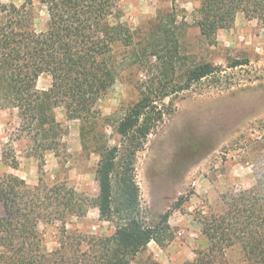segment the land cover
I'll return each instance as SVG.
<instances>
[{
	"label": "rangeland",
	"instance_id": "374dc122",
	"mask_svg": "<svg viewBox=\"0 0 264 264\" xmlns=\"http://www.w3.org/2000/svg\"><path fill=\"white\" fill-rule=\"evenodd\" d=\"M1 1L26 4L33 27L47 29L49 13L39 0ZM114 1L113 19L127 31L110 56L116 81L98 100L96 117L70 120L58 105L55 116L67 132L59 154L47 151L40 159L18 109H0V181L14 174L31 186L65 183L96 197L100 154L126 144L116 126L147 95L162 117L136 154L139 207L149 225L170 212L173 239L164 247L151 241L130 264H184L209 247L199 219L220 215L227 194L256 187L264 174V22L238 14L212 43L196 25L198 0ZM236 60L243 64L233 66ZM207 62L216 73L186 87L189 71ZM50 86L51 76L42 74L38 89ZM164 93L169 95L160 99ZM113 232L95 206L85 215L38 223V238L49 253L67 239L76 243L81 235ZM68 247L79 253L87 248ZM2 252L10 248L0 235ZM225 254L230 264H247L239 245Z\"/></svg>",
	"mask_w": 264,
	"mask_h": 264
},
{
	"label": "trees",
	"instance_id": "16d2710c",
	"mask_svg": "<svg viewBox=\"0 0 264 264\" xmlns=\"http://www.w3.org/2000/svg\"><path fill=\"white\" fill-rule=\"evenodd\" d=\"M47 6V29L37 31L26 4L0 0V109L16 108L34 142L35 156L59 154L66 127L57 120L55 108L63 105L67 118L92 119L96 104L114 85L116 70L110 56L127 31L115 22L114 0H39ZM175 1V0H172ZM196 25L208 41L215 42L221 29L231 26L238 14L264 22V0H198ZM243 64L236 60L233 66ZM216 73L207 62L193 67L186 87ZM42 74L51 76L48 90H39ZM169 94L164 93L163 99ZM143 96L116 126L122 147L101 152L96 170L99 192L89 197L65 183L31 186L10 174L0 181L1 240L10 252L0 253V264H130L151 241L164 247L173 239L170 212L155 225L141 217L139 186L135 179L136 154L143 140L162 117ZM180 200H183L181 197ZM223 212L201 217L202 234L209 247L199 250L184 264H230L227 248L239 245L247 264H264V174L258 185L225 196ZM98 207L100 218L114 225L111 235H81L64 240L55 252H46L38 238L41 219L85 215ZM68 241V242H65Z\"/></svg>",
	"mask_w": 264,
	"mask_h": 264
}]
</instances>
